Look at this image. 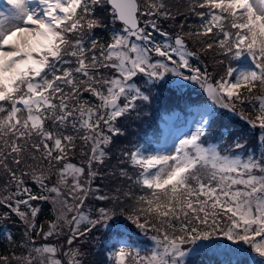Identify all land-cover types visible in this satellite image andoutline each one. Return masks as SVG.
<instances>
[{"label":"snow or ice","instance_id":"1","mask_svg":"<svg viewBox=\"0 0 264 264\" xmlns=\"http://www.w3.org/2000/svg\"><path fill=\"white\" fill-rule=\"evenodd\" d=\"M105 6L114 27L101 44ZM188 12L198 24L185 30V16L172 35L160 25L176 18L166 0H2L0 223L14 214L24 232L21 254L0 264H84L74 244L94 231L114 264H196L208 253L219 264H264V0H190ZM209 51L215 78L192 63ZM171 78L211 101L195 129L170 148L122 149L112 176L123 186L93 187L124 135L119 121L140 115ZM217 106L259 130L251 143L212 138ZM77 141L87 148L81 165L69 160ZM89 201L107 203L86 212ZM42 204L54 212L47 230L35 223ZM60 237L66 248L49 240Z\"/></svg>","mask_w":264,"mask_h":264},{"label":"trees","instance_id":"2","mask_svg":"<svg viewBox=\"0 0 264 264\" xmlns=\"http://www.w3.org/2000/svg\"><path fill=\"white\" fill-rule=\"evenodd\" d=\"M190 0H166L171 12L175 15V20H164L160 21L161 27L168 31L170 34L175 35L181 23H185V16H189L187 23H185V30H187V24L196 26L198 24V18L192 16L188 12V5ZM101 18L104 27H98L94 30L95 37L104 44L110 40L113 24L111 22V16L109 14L108 6L103 9H99L96 13ZM119 27V25H115ZM188 47L192 50H197L198 44L192 40H187ZM192 63L202 69L207 66L208 71L212 76L216 77V72L213 68L216 67L214 63V54L209 51L206 54H200L198 58H194ZM234 66L236 64L234 63ZM175 89L169 83L159 89V96L153 99L152 103L147 107L143 108L140 115L133 113L130 116L122 118L119 121V126L122 127L124 135L114 137L113 143L109 146L110 159L107 161V167L100 169L102 177H98L93 183V187L101 185L104 192H109L116 187L123 186V182L115 179L112 176V172L116 169L119 162L121 150L131 147L137 142H142L150 145L152 149L156 147L162 137V117L164 114H171L173 111H181L185 113L186 109L190 105L201 103L205 101V97L202 91L194 89ZM87 95V94H86ZM243 107L244 114L252 113L253 109L249 105L238 106ZM254 114V113H253ZM212 138H216L221 134H224L225 140L228 137L239 136L242 140H248L249 143L254 139V134L258 132V129H251L246 122H243L236 116H232L226 110H218L217 114L212 117ZM83 151H87V148H83L80 141H77V148L74 152L69 153V160L71 163L81 165L85 163L83 158ZM5 180L0 178V192H2ZM29 184L35 190V185L29 181ZM107 202L89 201L85 210L90 211L94 206H104ZM5 209L0 208V212H4ZM54 218V212L49 204H42V213L37 217L35 223L37 229L41 226L44 228L48 227L50 219ZM123 221V218H120ZM24 227L20 222L19 218L14 214L10 220L0 223V255H9L13 253L16 255L21 254L20 245L22 243ZM12 236L13 241H9V236ZM151 234H149L150 236ZM133 236L136 240L141 241V247H149L145 245L143 241L147 240L148 237L137 235L135 232ZM39 236H36V243L40 244ZM89 243L81 246V250L84 252V264H114L113 261L109 260L108 254L105 251V236L103 232L94 231L92 237L88 239ZM52 242V241H51ZM247 261L249 258H244ZM219 260H223V257L215 258L210 253L201 254L196 257V264H219Z\"/></svg>","mask_w":264,"mask_h":264},{"label":"rangeland","instance_id":"3","mask_svg":"<svg viewBox=\"0 0 264 264\" xmlns=\"http://www.w3.org/2000/svg\"><path fill=\"white\" fill-rule=\"evenodd\" d=\"M3 2L6 3V0H3ZM0 3H2V0H0ZM175 79L176 78H171L170 82L174 81ZM184 85L186 86H184L185 88H183L182 90L191 88L194 90H198L199 92L202 91L204 95V91L199 87V85L193 84L191 82H184ZM173 87L178 90L181 89V88H177L176 84ZM210 104L211 102L208 99H206L205 101L204 100L201 101V103L193 105L192 107H190V109H187V111H190L189 113L188 112L185 113V111L180 113L174 112L172 115H169V117L164 116L163 131H162L163 136L161 137L155 149L162 150L164 148H170L174 142H178V139L183 137L184 133L189 132V130H194L196 126L195 122L200 120L201 109H203L204 107ZM217 110L218 109L216 108L213 117L216 115ZM85 211L88 212V209ZM45 230H47V227L45 228ZM38 239L40 240V243H42V239L40 236ZM49 240L50 242L52 241V243H57L59 247H64V248L67 247L64 243L65 240L64 237H60L59 241L55 240L54 238H49ZM88 243H89L88 239L87 240L80 239L75 242L74 247L75 246L81 247L84 246V244H88ZM150 246L151 245L149 244V247ZM255 259H259V258L256 257Z\"/></svg>","mask_w":264,"mask_h":264},{"label":"water","instance_id":"4","mask_svg":"<svg viewBox=\"0 0 264 264\" xmlns=\"http://www.w3.org/2000/svg\"><path fill=\"white\" fill-rule=\"evenodd\" d=\"M171 84H173V85H175V83L174 82H172ZM205 95H206V97L208 98V96H207V94L205 93ZM209 99V98H208ZM226 110V109H225ZM233 114V113H232ZM233 115H235V114H233ZM236 116H238V115H236ZM239 117V116H238ZM240 118V117H239ZM241 119V118H240Z\"/></svg>","mask_w":264,"mask_h":264}]
</instances>
